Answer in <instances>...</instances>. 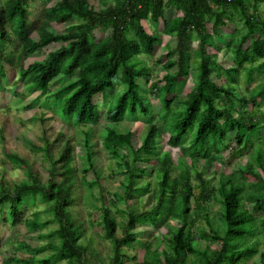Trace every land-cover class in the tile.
Segmentation results:
<instances>
[{
	"label": "trees",
	"instance_id": "trees-1",
	"mask_svg": "<svg viewBox=\"0 0 264 264\" xmlns=\"http://www.w3.org/2000/svg\"><path fill=\"white\" fill-rule=\"evenodd\" d=\"M168 11L175 12L167 18ZM143 21L160 26L148 30ZM220 29L238 32L227 47L233 60L228 67L218 61ZM162 35L174 44L169 40L156 58L165 74L150 84L146 56L154 54ZM53 43L61 45L44 50ZM34 55L43 58L26 65ZM191 66L195 85L181 96ZM256 76L261 79L253 84ZM62 77L67 82L53 93L64 96L62 112L53 114L70 131L58 130L39 113L37 138L25 134L9 147L8 117L0 120L1 154L24 173L10 181L0 167V239L3 228L21 224L28 231L48 229L40 237L49 239L37 246L18 240L15 252L32 255L14 254L11 263L264 264V0H4L0 92L14 83L16 91H8L17 106L38 109L39 91L45 95ZM19 86L35 92L34 99L24 103ZM129 116L143 123L141 131L118 128ZM102 118L111 123L103 147L124 175V190L113 194L97 170V178L88 179L101 149ZM77 143L84 150L80 157ZM172 148L179 149L177 156ZM225 150L249 158L230 173L214 169L207 178ZM38 152L40 166L32 156ZM77 156L83 159L80 169ZM134 194L147 199L142 207L128 204L117 220L110 204ZM89 196L100 211L99 221L90 224L99 225L111 244L104 258L94 234L88 235L83 206ZM212 201L220 204L219 217L210 212ZM42 202L45 207L37 208ZM144 224L158 229L167 247L152 249L151 240L140 237Z\"/></svg>",
	"mask_w": 264,
	"mask_h": 264
},
{
	"label": "rangeland",
	"instance_id": "rangeland-1",
	"mask_svg": "<svg viewBox=\"0 0 264 264\" xmlns=\"http://www.w3.org/2000/svg\"><path fill=\"white\" fill-rule=\"evenodd\" d=\"M4 2V0H0V5ZM94 2V1H93ZM49 4L53 5L54 0H49ZM175 12V11H174ZM171 11H168L166 14V17H170ZM144 26L149 30L151 27L158 28L160 26V23H150L148 21H143ZM151 25V27H150ZM153 25V26H152ZM57 29L61 30L64 29V25L62 24H55ZM150 27V28H149ZM208 27L211 28V24H208ZM239 27V26H238ZM219 34L216 35V40L223 45V49L220 50L218 55V61L225 65L226 67L233 64L232 55L229 50H227V47L233 46V42L236 39V36L238 35L237 31H233L231 29H220ZM170 40V43H173V39L169 36L162 35L160 39L157 42L156 50L153 55L146 56V59L148 60L149 64L152 66V77L150 80V84L154 82V80L161 79L162 76L165 74V70L163 66L157 65L155 63L156 58L162 55V53L165 51V45ZM174 44V43H173ZM61 43H53L49 46L45 47L44 50H53L57 47H59ZM211 53H215V49L209 48ZM42 55H34L27 59L25 62L26 65L29 63L35 61L36 59H42ZM260 77L256 76L253 84H256L260 81ZM264 79V77L262 78ZM68 78H61L59 81L52 84L51 91L46 93L45 95H41L40 91L38 93L37 97V103H38V109L35 107L31 110L25 109L19 105V103L15 102V96L11 94V92H15L16 88L14 83H10L6 85V89L0 92V120L6 115L8 117V126H7V144L9 147H15L19 145L23 141V136L25 134H28L33 139H36L37 136L34 134L35 132L39 131V123L37 120L34 119V117H37V114L44 113V117L48 118L49 121L55 125V127L58 130L63 131H70V125L63 123L54 113H60L62 112V101L64 99V96H58L53 95L55 90L60 87L64 81L67 82ZM184 84L180 87L178 94L181 96H185L195 85V70L194 67L191 66L189 69V74L184 79ZM149 84V85H150ZM243 87H250L247 83L243 84ZM9 88V91H8ZM18 91H20L23 94V101L24 103H28L31 99H34L36 93H27V90L23 87H17ZM100 99V98H99ZM19 100V99H17ZM16 100V101H17ZM151 101H153L155 104L159 101L157 98H150ZM264 108V107H263ZM60 118L62 119L61 114ZM133 116H129L126 121L121 122L118 125V128L127 131V130H134L136 132L141 131L143 123L142 122H132ZM63 120V119H62ZM22 122L25 123V125H22ZM113 124V123H112ZM107 125H111L105 118H102L100 123L98 124L97 128L100 129V135H98L99 141H100V151L94 156V162H93V168L88 173V179L94 180L96 179V170L98 171V174H100L101 179L100 181H103L104 184H107L109 186L110 193L113 194L114 191H123L124 187L121 184V182L124 180V175L122 173L116 172L115 169H117V160L112 159L110 156L108 150H105L103 147L102 141L104 136V128ZM169 137V133L163 134V139L166 141ZM234 144V143H233ZM3 145L0 143V154H1V148ZM76 152L79 155V157L84 153L83 146L80 143H77L76 145ZM28 150V149H27ZM174 153V156H177L176 152L179 150L178 148H172L171 149ZM224 159L223 161H215L213 165L209 166L208 174L206 175L207 178L211 177L213 174V170L217 169L218 172L224 171L226 173H230L233 169L236 167H239L241 165H244L249 155L246 154L244 157H238L233 156L228 150H225L222 152ZM34 158L37 159V165L40 166V164L44 161L42 154L40 152L32 154ZM77 156V165L80 169L83 164V159L79 158ZM4 159V161H2ZM175 161L179 162V158H176ZM5 168L8 172L6 173L7 177L10 181H12L13 178L17 177H24L23 170H21L19 167L15 168L14 164H12L8 159L4 158V156L0 155V167ZM1 175V173H0ZM218 178V175L215 176ZM86 189V187H85ZM94 190H98V187L95 186L93 188ZM147 195L138 196V195H132L131 198L127 201H118L115 205L110 204L111 208L116 212L117 220H121L123 218V214L126 211V209L129 208L128 204L134 207H142L144 202L146 201ZM93 199V197L89 196L88 199L86 198V201L84 204V213L88 220L89 224V234H94L95 240L99 243L97 245V251L100 254L101 257H105L109 251H111V244L110 240L105 239L102 237V228L99 227V225L90 224V220L99 221V215L100 211L95 210L90 205V200ZM45 203H41L37 208H44ZM220 204L216 201H212L210 203V212L215 217H219L220 213L219 211ZM247 207L253 211L252 204H247ZM30 213L27 212V215ZM199 224V223H198ZM55 228L56 225H51V228ZM7 228V227H5ZM3 228L1 230V239H0V264H10V257H12L14 254L20 257H27L28 255H32L30 252L27 253V251H19L15 252L13 246L17 244L18 240H25L28 243H30L32 246H37L38 244H46L48 242V238L46 237H40V234L46 233L48 229L43 230H35V231H28L25 225L21 224L17 227H10V229ZM139 229L142 231L140 234V237L145 240H151L152 243V249L159 248V250H162L163 248L167 247V243L163 240H161V232L158 229H155L154 227L144 224L143 226H140ZM197 242L205 243L202 239H197ZM137 251H139L140 256L139 259H142V255L144 253L143 248H137ZM41 254L40 256H42ZM259 255L255 256V259L258 258ZM153 258V256L151 257ZM193 257L190 256L189 260H191ZM65 261H60L58 264H64ZM13 264V263H11Z\"/></svg>",
	"mask_w": 264,
	"mask_h": 264
}]
</instances>
